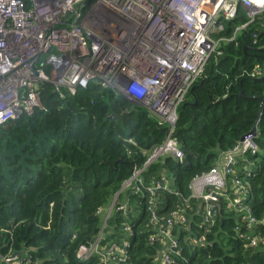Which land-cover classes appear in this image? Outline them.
<instances>
[{
  "label": "built area",
  "instance_id": "built-area-1",
  "mask_svg": "<svg viewBox=\"0 0 264 264\" xmlns=\"http://www.w3.org/2000/svg\"><path fill=\"white\" fill-rule=\"evenodd\" d=\"M85 1L0 0V130L22 115L46 111L40 101L45 83L59 95L60 87L73 95L95 83L122 94L167 131L160 144L143 151L144 162L133 165L108 206L95 209L99 230L78 245L76 260L86 262L94 256L96 264H131L130 224L143 213L144 229L139 235L144 247L151 249L143 256L150 264H179V228H187L193 212L206 225L212 224L219 201L225 200L235 216L246 215L247 230L264 223L243 204L248 191L238 176L249 174L246 155L257 151L254 137L246 136L219 152L213 166L192 179L187 197L174 188L165 169L156 176L149 172L166 158L178 163L186 159L173 137L177 110L225 41L212 38L211 30H221L220 22L234 19L240 8L249 19L236 29L242 30L264 12V0ZM43 54L47 58L41 61ZM261 74V68H256L247 75ZM239 161L246 165L239 167ZM115 216L121 222L110 225ZM13 228H1L0 234ZM201 229L202 234L185 238L195 246L206 245L208 230ZM240 236L246 246L258 243L252 234ZM21 252L13 256L11 250H0V264H31L26 250Z\"/></svg>",
  "mask_w": 264,
  "mask_h": 264
},
{
  "label": "trees",
  "instance_id": "trees-1",
  "mask_svg": "<svg viewBox=\"0 0 264 264\" xmlns=\"http://www.w3.org/2000/svg\"><path fill=\"white\" fill-rule=\"evenodd\" d=\"M248 20L240 8L234 19L220 22L222 29L212 38L225 41L177 110L173 137L187 158L182 163L166 158L149 172L156 176L167 170L174 188L187 197L192 179L208 171L219 152L232 148L256 125L257 151L246 155L247 165L241 161L238 165H246L249 174L238 176L248 191L243 204L260 220L264 219V78L253 80L247 74L263 69L264 51L250 48L264 45V13L237 32ZM40 101L46 111L37 109L32 116L22 115L4 126L7 132L15 126L25 133L31 127L34 133L52 134L34 152L37 160L30 163L35 171L29 178L24 180L18 169L8 182L0 169V229L14 226L11 233L0 234V250H26L31 264H96L94 256L86 262L75 258L78 245L99 230L95 209L108 206L133 165L144 162L143 151L160 144L167 130L122 94L95 83L73 95L65 89L59 95L45 83ZM145 217L143 213L130 224L131 264H150L143 256L151 249L144 247L139 235ZM121 220L115 216L110 225ZM188 221L187 228L176 233L181 247L177 263L264 264V223L247 230L246 215L235 216L225 200L212 224L206 225L196 212ZM201 226L208 230L207 243L199 247L185 237L202 234ZM249 234L257 237V245H245L240 235Z\"/></svg>",
  "mask_w": 264,
  "mask_h": 264
},
{
  "label": "flooded vegetation",
  "instance_id": "flooded-vegetation-1",
  "mask_svg": "<svg viewBox=\"0 0 264 264\" xmlns=\"http://www.w3.org/2000/svg\"><path fill=\"white\" fill-rule=\"evenodd\" d=\"M6 129L5 128L1 129L0 152L2 151L4 143H5L6 152L10 154L5 156L4 160L7 162L8 167L11 168V170L9 171V174L12 177L11 175L12 172L20 169V173H21V170H22V167L17 166V163L20 160V156L18 155V153L19 154L22 153L21 155L29 153L30 155L35 156L34 152H36L38 149L40 150L42 144L46 145L47 140H46V143H43V142L39 143L40 144V147H39L38 143H36L33 139L37 138L41 133L40 132L34 133L31 127L27 129V133L23 131L24 129L23 127L16 128L15 126H13L11 130H9L8 132L6 131ZM22 131L23 133L21 134ZM27 140H29L30 144L27 146L21 147V145L26 143ZM26 161L28 164L33 165L30 163L33 161L31 160H26ZM0 169H1V166H0ZM31 172L33 171H29L30 176H31Z\"/></svg>",
  "mask_w": 264,
  "mask_h": 264
},
{
  "label": "water",
  "instance_id": "water-1",
  "mask_svg": "<svg viewBox=\"0 0 264 264\" xmlns=\"http://www.w3.org/2000/svg\"><path fill=\"white\" fill-rule=\"evenodd\" d=\"M90 0H86L85 1V4H87ZM245 48H250V47H245ZM256 52H262L264 51V47H259V48H250ZM264 78V65H263V69H262V74L261 76L253 79V80H262ZM242 95V93H241ZM0 133H1V130H0ZM52 134V131H46V132H43L41 133L37 138H34L33 140L38 143V146L40 147V144L41 142L43 143H46V140L50 137V135ZM246 136H251V137H256L257 136V128H256V125L252 128V130L244 135L243 137H241V141L245 139ZM29 140L26 141V143L22 144L21 147H24V146H27L29 145ZM182 150H184L182 148ZM184 152L186 153V158L188 156L187 152L184 150ZM10 153L6 152V148H5V143H4V146H3V149L2 151L0 152V166H1V175L3 177H5V179L10 182L11 181V176L9 174V171L11 170L10 167H8L7 165V162L4 160L5 156L9 155ZM22 153H18V155L20 156V160L18 161L17 163V166L18 167H22V170H21V176L24 180H26L28 177H30V173L29 171H35V167L33 165H30L27 163L26 160H31V161H36L37 158L33 155H30L29 153H26V154H23L21 155ZM162 163H164V161H162ZM221 205V201H219L217 203V206H220ZM19 254H23V252H15L13 253V256H18Z\"/></svg>",
  "mask_w": 264,
  "mask_h": 264
},
{
  "label": "rangeland",
  "instance_id": "rangeland-1",
  "mask_svg": "<svg viewBox=\"0 0 264 264\" xmlns=\"http://www.w3.org/2000/svg\"><path fill=\"white\" fill-rule=\"evenodd\" d=\"M263 13H264V12H263ZM263 13H261V14L258 15V16H256V18L259 17V16H261ZM211 32H212L213 34L217 33L216 28H213V29L211 30ZM46 58H47V54H43V55L40 57V60H41V61H44ZM62 89H64V88H63V87H60V90H62ZM164 171H165V173H166L167 175L170 176V174L167 172V170H164Z\"/></svg>",
  "mask_w": 264,
  "mask_h": 264
},
{
  "label": "clouds",
  "instance_id": "clouds-1",
  "mask_svg": "<svg viewBox=\"0 0 264 264\" xmlns=\"http://www.w3.org/2000/svg\"><path fill=\"white\" fill-rule=\"evenodd\" d=\"M92 0H90L88 3H90ZM217 40V39H216ZM220 44V43H219Z\"/></svg>",
  "mask_w": 264,
  "mask_h": 264
}]
</instances>
